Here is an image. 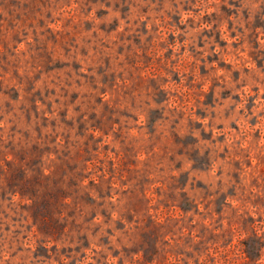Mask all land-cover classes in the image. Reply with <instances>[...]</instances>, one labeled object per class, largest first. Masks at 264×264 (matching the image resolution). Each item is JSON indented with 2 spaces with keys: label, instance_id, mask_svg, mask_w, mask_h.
I'll return each instance as SVG.
<instances>
[{
  "label": "rangeland",
  "instance_id": "374dc122",
  "mask_svg": "<svg viewBox=\"0 0 264 264\" xmlns=\"http://www.w3.org/2000/svg\"><path fill=\"white\" fill-rule=\"evenodd\" d=\"M260 239L264 0H0V264H264Z\"/></svg>",
  "mask_w": 264,
  "mask_h": 264
},
{
  "label": "trees",
  "instance_id": "16d2710c",
  "mask_svg": "<svg viewBox=\"0 0 264 264\" xmlns=\"http://www.w3.org/2000/svg\"><path fill=\"white\" fill-rule=\"evenodd\" d=\"M260 248H258V251H260V254H261V250H262V248L264 247V240L263 239H260ZM257 250V249H256ZM248 252H250V251H248ZM259 254V253H258Z\"/></svg>",
  "mask_w": 264,
  "mask_h": 264
}]
</instances>
